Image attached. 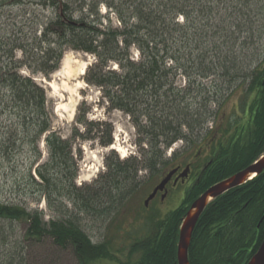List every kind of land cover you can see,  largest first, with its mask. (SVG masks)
<instances>
[{"label": "trees", "instance_id": "16d2710c", "mask_svg": "<svg viewBox=\"0 0 264 264\" xmlns=\"http://www.w3.org/2000/svg\"><path fill=\"white\" fill-rule=\"evenodd\" d=\"M189 1L147 0L146 10L140 0H129L127 7L123 5L125 8L114 5L113 0L110 3L98 0L90 8L81 0L76 10L70 7L71 0H34L38 6L52 7L57 16L34 42L32 66L30 51L18 47L24 59L13 61L14 49H11L7 51L11 63L0 67V116L13 117L0 134V158L9 161L23 147L30 148L31 161L23 178L37 202L43 200L48 209L59 213L63 200L81 214L91 212L101 217L103 209L111 211L113 206L122 205L141 186L136 181L137 161L130 158L121 162L114 153L105 161L106 173L98 185L76 186L77 167L83 157L80 147L87 143L110 147L112 127L85 119V111L78 117L77 110L70 134L63 137L53 132L44 90L17 74L25 67L32 68V74L47 78L58 69L67 48L94 57V63L85 71L86 82L99 89L108 112L119 111L129 117L139 138L144 169L151 177H159L161 171L157 166L164 164L165 151L177 142L192 149L196 143L212 139L213 161L199 185L177 209L163 217L150 215L144 219L146 235L128 247L124 262L112 253L111 244H92L79 227L77 217L45 222L38 210L28 211L0 202V223L6 225L5 229L0 228V264H32L31 253L27 251L45 247L47 242L56 254L47 264H57L58 255L68 250L78 264L101 261L176 264L179 228L193 201L264 154V59L254 67L235 72L226 65L221 66L219 61L202 66L207 56L204 50L196 56L192 52L179 56L173 38L177 31L191 29ZM98 5L114 12L119 28L101 25V17L94 10ZM85 8L96 19L88 23L73 20L72 15ZM178 17L183 20L182 24L175 22ZM132 47L139 54L135 62L130 56ZM180 57L185 59L184 63ZM109 63L117 64V71L107 70ZM178 73L186 78L181 89L175 86ZM210 77L221 80L218 84L214 81L210 87L201 83ZM239 88H246L242 117L227 122L220 130L209 131L208 121L216 115L210 106L220 111ZM193 90L202 98L195 110L187 99ZM199 112L202 117L198 116ZM195 129L197 132L193 133ZM19 130L24 134L22 138L18 137ZM40 144L46 154L44 159H41ZM15 223L23 225L25 230L16 241H10ZM263 239L264 173L206 207L191 236L188 264H246Z\"/></svg>", "mask_w": 264, "mask_h": 264}, {"label": "rangeland", "instance_id": "374dc122", "mask_svg": "<svg viewBox=\"0 0 264 264\" xmlns=\"http://www.w3.org/2000/svg\"><path fill=\"white\" fill-rule=\"evenodd\" d=\"M83 1L91 8L92 4L98 0ZM104 1L110 3L112 0ZM128 1L113 0L112 3L122 7L126 4L127 7ZM140 1L144 3L147 10V0ZM162 1L165 2L166 0ZM63 2H67V0H63ZM71 2L70 7L79 10L81 0H71ZM154 3L159 2L154 1ZM189 4L192 10L191 29L177 31L173 38L176 45L175 49L179 50V56L182 57L187 52H192V55L196 56L197 53L204 50L203 54L207 56L202 66H208L210 63L219 61L221 66L226 65L235 72L254 67L264 59V0H190ZM94 10L101 17L103 27L105 25L114 29L120 27L117 16L112 10L103 5H98ZM56 16L57 11L52 7L38 6L34 0H0V67L11 63L7 55V51L11 49H14L13 61L19 62L24 59L18 47H24L30 51L32 56L34 42L39 39L45 27L51 24ZM72 18L84 23L96 19L86 8L83 12L78 13L76 11ZM182 21L180 17L177 18L179 24H182ZM66 59L69 60L70 68L68 70L63 66ZM94 60L92 55L67 48L64 49L58 69L47 78L39 73L32 74V68L28 70L23 67L20 69V73L25 77L33 78L35 83L43 88L48 108L51 110V130L53 132L63 137L70 134L76 120L77 110L79 111L78 117H81L80 112L85 111L83 113L85 119L95 123L110 124L112 127V145L110 147L101 148L98 145H93V143H87L80 147L79 150L83 157L77 167L78 173L75 180L77 186H91L94 183L98 185L106 173L105 161L111 153H114L121 162H126L130 158L137 161L136 181L140 183V188L127 196L122 205L116 208L113 206L111 211L103 209L104 214L102 213L101 217L94 213L91 214V212L88 215L81 214L77 210H73L72 206L63 200L61 202L63 208L60 209L59 213L54 212L46 207L43 200L39 202L35 200L27 181L23 178L31 161L30 148L23 147L9 161L0 158V202L18 205L28 211L38 210L43 213L45 222L77 217L79 227L92 244L98 245L104 242L111 244L112 253L119 261L124 262L128 247L135 241L144 238L147 232L145 220L150 213L143 212L142 204L151 188L172 165L167 163L166 166L161 164L157 166L161 171L159 177H151L149 172L144 169L142 162L144 157H141L138 147L139 138L127 115L119 111L108 112L106 104L101 99L99 89L86 82L85 74L81 77L76 76L82 64H85L87 69L94 63ZM184 62L185 59L181 58V63ZM30 64L32 66V63ZM168 64L171 65V63ZM178 74L175 78V86L181 89L185 87L186 78L180 73ZM235 75H239V73ZM220 80L216 77H210L202 80L201 83L210 87L214 81L215 84H218ZM65 86L68 89H64ZM244 90L239 88L233 92L218 112L213 105L210 106L216 115L208 121L207 128L209 131L211 128L215 130V128L226 126L227 122L242 117L244 109H241V106L244 100ZM201 95L204 97V93ZM187 99L194 110L199 107L198 103L202 100L195 90L188 94ZM12 118L9 119L8 115L0 116V134L3 132L4 126L8 124V120ZM78 128L82 129L80 126ZM22 136L24 134L19 130L18 137L22 138ZM114 145L124 149L125 157L122 158L121 153H116L110 149ZM40 151L41 159L46 158L44 149H40ZM196 151V147L190 149L186 144L177 142L166 151L163 160L165 162L173 158V161H187ZM87 170L88 172H86ZM95 170L96 172H94ZM85 179L87 182H83ZM182 201L183 198L174 202H166L163 206L165 214L177 209ZM0 226L4 229L6 227L3 222L0 223ZM23 227L21 224H13V235L22 234ZM27 252L31 253L32 264H47L54 255L56 256L48 242L45 247L32 248ZM58 259L57 264H78L69 250L58 255ZM1 260L0 256V262ZM96 264L116 263L101 261Z\"/></svg>", "mask_w": 264, "mask_h": 264}, {"label": "water", "instance_id": "95a60500", "mask_svg": "<svg viewBox=\"0 0 264 264\" xmlns=\"http://www.w3.org/2000/svg\"><path fill=\"white\" fill-rule=\"evenodd\" d=\"M262 159H258L248 168L238 172L230 178L215 184L201 194L187 210L178 233V241L176 248V264H188L187 251L190 244L192 232L194 227L206 209V207L217 198L223 196L229 191L237 189L247 182L251 181V178L257 177L264 173V154ZM176 173V170L168 173L160 184L154 189L152 194L144 201V206L150 202L157 192H162L166 184L171 180L172 176ZM246 264H264V239L261 242L256 253L249 259Z\"/></svg>", "mask_w": 264, "mask_h": 264}, {"label": "flooded vegetation", "instance_id": "af4514ba", "mask_svg": "<svg viewBox=\"0 0 264 264\" xmlns=\"http://www.w3.org/2000/svg\"><path fill=\"white\" fill-rule=\"evenodd\" d=\"M215 129L219 130V128ZM200 143L201 144L196 147V153L191 156L189 160L173 161V158H171L170 160L165 161L173 167L171 166V168L165 174L161 175L159 181L151 188L145 200L152 194L154 189L160 184V182L169 172L176 170V173L166 184L162 192H157L154 198L148 202L146 207L144 206L143 202L142 206L144 213H150L149 216H153L154 213L164 216L165 209L163 206L166 202H174L180 198H183L184 200L185 197L192 192L195 186L199 185L203 173L213 161L212 139L207 138L206 141L203 140Z\"/></svg>", "mask_w": 264, "mask_h": 264}, {"label": "bare ground", "instance_id": "6f19581e", "mask_svg": "<svg viewBox=\"0 0 264 264\" xmlns=\"http://www.w3.org/2000/svg\"><path fill=\"white\" fill-rule=\"evenodd\" d=\"M176 23H178L177 22V20L175 21ZM179 24V23H178ZM130 56H131V59L133 60V62H135V61H137V59H138V56H139V54H138V52L136 51V49L135 48H131L130 49ZM29 57H31V61H30V63H32V56H31V53H30V55H29ZM31 65V64H30ZM63 66L68 70L70 67H69V60H65L64 61V63H63ZM111 67V68H110ZM23 68V67H22ZM21 69V68H20ZM20 69L17 71V74L19 75V76H21V77H23V78H28V79H30L31 81H33V82H35V80H33V78H31V77H28V76H23L21 73H20ZM85 70H86V65L85 64H82L81 65V67H80V69H79V71L76 73V76H78V77H81V76H83L84 74H85ZM107 70H110V71H117V64H115V63H109L108 64V69ZM50 87H51V85H50ZM43 89V88H42ZM64 89H68V87L67 86H65L64 87ZM201 116V113L199 112L198 113V116ZM72 116H73V110H72ZM128 117V116H127ZM202 117V116H201ZM129 118V117H128ZM129 121H130V119H129ZM208 130H209V128H208ZM210 130H212V128L210 129ZM197 132V130L195 129L194 130V132L193 133H196ZM115 141H117V139H115ZM200 142H198V143H196L195 145H194V147H196V146H198V144H199ZM173 146V145H172ZM40 149H43V144L41 145L40 144ZM111 150H113L114 152H116V153H121L122 154V158L123 157H125V155H124V149L123 148H121L120 146H116V145H114V146H112L111 148H110ZM168 150V149H167ZM166 150V151H167ZM166 151H165V153H166ZM262 158V157H261ZM255 163V162H254ZM166 164H167V162H164V164L163 165H165L166 166ZM252 165V164H251ZM251 165H249V166H251ZM248 166V167H249ZM248 167H246V168H248ZM245 168V169H246ZM168 169V168H167ZM86 172H88V170L86 171ZM94 172H96V170L94 171ZM172 172V171H171ZM170 173V172H169ZM87 175H88V173H86ZM230 178V177H229ZM255 177L253 176L252 178H251V180H253ZM228 179V178H227ZM226 180V179H225ZM222 181H224V180H222ZM222 181H220V182H222ZM83 182H87V179H85ZM220 182H218V183H220ZM217 183V184H218ZM77 186V185H76ZM77 187H81V186H77ZM209 189V188H208ZM191 206V205H190ZM186 214V213H185ZM153 215H156V216H159V217H163L162 215H159V214H153ZM185 216V215H184ZM195 228V227H194ZM24 230H25V227H23V232H22V234H20L19 236H17V234H16V236H14V235H11L10 236V241H16V237H20V236H22L23 235V233H24ZM193 233V232H192ZM177 248V247H176Z\"/></svg>", "mask_w": 264, "mask_h": 264}]
</instances>
